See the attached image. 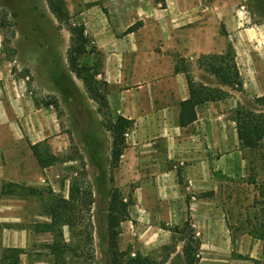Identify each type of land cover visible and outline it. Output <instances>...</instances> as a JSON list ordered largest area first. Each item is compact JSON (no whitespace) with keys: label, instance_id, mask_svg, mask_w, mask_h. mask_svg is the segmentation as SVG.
I'll use <instances>...</instances> for the list:
<instances>
[{"label":"rangeland","instance_id":"1","mask_svg":"<svg viewBox=\"0 0 264 264\" xmlns=\"http://www.w3.org/2000/svg\"><path fill=\"white\" fill-rule=\"evenodd\" d=\"M64 1L70 20L82 23L86 18L83 11L107 0ZM185 2H188V8H197L199 14L203 12L201 9L205 3H219L223 8L236 7L243 11L250 18L245 24L260 28L259 38L263 43L257 44L255 41L251 48H240L238 44L235 50L241 56L253 54L250 58L252 62L257 60L255 66L260 70V63H264V0ZM135 25H140V22L137 21ZM223 28L221 24L220 31ZM69 43L66 26L57 21L45 0H0V184L11 181L44 191L40 196L0 198V219L6 221L3 224L8 228L26 230L20 239L27 244L21 256L23 264H54L52 255L45 247V244L52 242V235L34 233L28 226L46 219L42 209L50 201L49 191L67 197L73 178L92 189L94 203L88 213L80 212L86 216L84 220L79 213V220L72 227H61L62 241L69 247L64 252L62 264H103L108 196L109 191L116 188L113 176L119 162L111 163L112 136L104 125L107 118H112L111 113L108 109V115L104 116L98 111V105L89 97L82 81L70 71L67 60ZM201 55L188 61L177 58L175 70L186 68L196 80L195 77L201 74L200 70L204 69ZM96 78L99 79L98 76ZM226 90L232 98L230 104L226 102L222 105L223 110L220 112L225 152L218 153L205 143L200 144L205 149L206 168L213 184V195L205 202L222 203L227 207L231 219L241 220L236 225L238 235L251 229L244 215L250 211L251 214H257L255 218H259L258 210L264 204V142L254 150L244 149L238 142V152L229 156L234 150L230 147H233L236 131L234 113L238 104L255 111H264V95L256 97L247 94L243 88ZM134 129L130 126L124 132L128 136L123 134L126 146L132 139V133L137 132V128ZM193 136L196 141L202 139L201 132H194ZM161 139L153 138L151 145H146V150L154 149L157 154H163L165 142ZM34 143H39L42 149L48 147L58 157V161L48 167L39 166L30 149ZM189 147L186 146L187 149ZM222 155H225L223 159ZM182 162L189 161L186 159ZM186 183L190 185L188 180ZM181 184H184L183 177ZM133 186L134 183H129L118 188L126 197L132 193ZM199 195L202 196L196 193L195 197ZM133 210L134 205L130 207L129 219L120 225L117 243L120 249L140 253L139 240L133 233ZM88 216L94 225V255L91 261L85 262L77 253L84 248L81 232L86 229L84 223ZM231 219L232 224H235ZM183 222H161L159 228L171 232L172 239L160 247L149 249L147 255L157 257L162 246L176 242L180 234L175 230L180 229ZM1 244L0 240V247H3ZM258 261H264V255L262 260H255V263Z\"/></svg>","mask_w":264,"mask_h":264},{"label":"crops","instance_id":"2","mask_svg":"<svg viewBox=\"0 0 264 264\" xmlns=\"http://www.w3.org/2000/svg\"><path fill=\"white\" fill-rule=\"evenodd\" d=\"M187 3L185 0H107L82 12L86 16L82 24L89 44L101 63L98 77L108 84L111 119L123 116L131 121L130 126L137 128L120 155L113 183L116 187L134 183L130 194L135 202L133 233L139 240L141 254L146 255L149 249L172 239L171 232L159 228L161 222L180 224L189 217L199 242L196 264H264V261L255 263L262 260V241L250 229L236 235V225L241 220L231 219L224 204L205 202L208 196L195 197L196 193L213 191L205 149L200 142L215 152H225L220 112L232 97L202 103L196 107V120L186 127L179 126V102L188 97V88L184 73L174 66L177 58L188 61L200 54L221 53L229 43L234 50L238 44L240 48H251L255 41L263 43L259 38L260 28L245 24L250 18L236 7L205 3L199 14L197 8L190 9ZM137 21L140 25H135ZM133 25L131 31H126ZM252 55L241 56L235 50L242 88L258 97L264 95V63H260L259 70L255 66L257 60L252 62L250 58ZM199 73L196 80L217 85L204 69ZM1 105L0 100V108ZM194 132H201V141H196ZM158 137L165 142V152L147 151L146 145ZM238 142L235 131L233 147L230 145L234 150L229 156L238 152ZM186 159L188 163L182 162ZM254 217L248 211L245 222H253ZM0 222L6 221L0 219ZM24 232L20 227L5 226L0 235L1 245L26 247L25 241H20ZM174 243L175 251L166 264H184L182 241L178 239Z\"/></svg>","mask_w":264,"mask_h":264},{"label":"trees","instance_id":"3","mask_svg":"<svg viewBox=\"0 0 264 264\" xmlns=\"http://www.w3.org/2000/svg\"><path fill=\"white\" fill-rule=\"evenodd\" d=\"M50 12L60 24H64L69 32V49L67 60L70 71L79 78L89 97L98 105V111L107 116L108 84L97 79L101 63L98 53L90 46L89 38L82 23H75L68 17V11L64 0H45ZM135 25L126 29L131 31ZM204 70L212 75L217 83L216 86L196 81L191 74L183 68L185 75L188 97L179 102L178 124L186 127L193 123L196 118V107L208 101H219L229 96V91L224 89L242 90L243 83L239 69L235 61V50L229 43L221 53L202 54ZM180 71V70H178ZM235 129L238 141L242 148L254 150L264 142V111H255L244 105L238 104L234 113ZM104 125L112 136L111 163L116 164L125 148L123 134L130 127L131 121L123 116H116L113 120L107 118ZM30 149L41 167H48L58 161V157L52 154L48 147H40L39 143L30 145ZM44 191L31 186L16 182H2L0 185V198L7 196L30 197L40 196ZM202 196L210 197L213 191L201 193ZM50 201L43 206L42 213L45 220L29 224V229L34 233L51 234L52 242L45 244L48 253L52 255L54 264H62L64 252L69 249L62 241L61 227H72L79 220V213H88L94 203L92 189L88 185H82L75 178L70 182L67 197L54 194L49 191ZM133 205L132 196L126 197L116 187L109 191L106 215V249L102 250L103 264H166L171 253L175 251L176 243L161 247L159 256L131 253L129 250L120 249L117 238L120 233V225L129 219V209ZM254 208V207H253ZM259 218L254 213V221L251 224L250 233L262 241V254L264 255V204L259 208ZM84 220L86 216L80 213ZM85 215V214H84ZM85 228L81 232L84 248L77 253L85 262L91 261L93 252V222L87 217ZM5 225L0 222V235ZM180 234L182 241V255L184 264H196L199 242L195 237L189 217L184 220L182 227L175 230ZM101 238V237H100ZM25 249L21 247H0V264H22L21 255Z\"/></svg>","mask_w":264,"mask_h":264},{"label":"built area","instance_id":"4","mask_svg":"<svg viewBox=\"0 0 264 264\" xmlns=\"http://www.w3.org/2000/svg\"><path fill=\"white\" fill-rule=\"evenodd\" d=\"M124 136H128V133H124Z\"/></svg>","mask_w":264,"mask_h":264}]
</instances>
